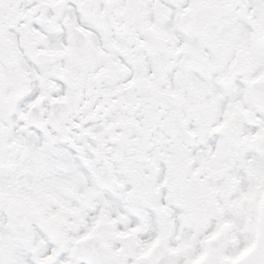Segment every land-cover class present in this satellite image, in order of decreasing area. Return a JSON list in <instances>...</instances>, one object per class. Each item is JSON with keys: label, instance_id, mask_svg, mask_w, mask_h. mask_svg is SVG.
<instances>
[{"label": "clouds", "instance_id": "1", "mask_svg": "<svg viewBox=\"0 0 264 264\" xmlns=\"http://www.w3.org/2000/svg\"><path fill=\"white\" fill-rule=\"evenodd\" d=\"M257 48L264 0H0V264L46 258L43 209H66L53 264L63 252L88 264L83 253L121 243L106 224L72 243L97 209L117 210L100 191L125 216L148 200L210 211L208 188L230 183L255 113L264 117L243 96H264Z\"/></svg>", "mask_w": 264, "mask_h": 264}, {"label": "snow or ice", "instance_id": "2", "mask_svg": "<svg viewBox=\"0 0 264 264\" xmlns=\"http://www.w3.org/2000/svg\"><path fill=\"white\" fill-rule=\"evenodd\" d=\"M75 5L72 8L75 10ZM171 9V5H166ZM250 7H256L250 4ZM175 11V9H171ZM241 32L246 39L252 40L248 33L251 29L240 22ZM34 28L38 25L33 24ZM257 60L264 61V48L255 50ZM125 67H127L125 65ZM124 70V69H121ZM238 71H245L241 66ZM151 71V69H149ZM232 73L224 77L229 81ZM264 78V73L257 79ZM251 83H256L252 80ZM244 102L255 108H264V96L244 93ZM39 103V100L35 101ZM34 105H29L32 107ZM231 107V106H230ZM236 109L241 104L235 105ZM227 114V113H226ZM245 114H248L247 112ZM255 115L257 127L247 129L251 143L235 154L234 176L229 184H218L208 188L212 208H205L201 213H194L193 206L186 201H177L179 208L163 206L162 202L141 201L130 209V214H119V201L107 191H100L98 199L112 202L116 211L111 216L103 209H97L90 226L72 243L79 245L90 240L101 224H106L110 235L121 243L113 245L107 241L101 247L83 253L88 264H264V117L259 112ZM223 127V125H221ZM39 136L37 129H32ZM201 160L199 174L208 164V159ZM3 179V178H0ZM133 195L129 193V196ZM86 203L89 193L79 197ZM105 207H108L106 204ZM51 224L49 236L37 232L36 237L42 242L45 259L38 264H53V256L48 255L57 244L63 245L65 237L60 226L63 224L66 209L61 206L43 209ZM79 214V208L71 210ZM160 216L170 217L171 230L158 227ZM176 220L181 222L178 228ZM127 230H121V225ZM188 224L189 227H183ZM50 237V238H49ZM73 255L76 249H72ZM68 253L63 252L55 259V264H69Z\"/></svg>", "mask_w": 264, "mask_h": 264}]
</instances>
